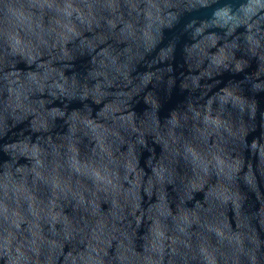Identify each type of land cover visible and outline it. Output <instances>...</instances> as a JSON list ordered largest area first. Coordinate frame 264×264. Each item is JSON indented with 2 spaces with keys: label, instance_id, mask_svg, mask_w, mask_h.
I'll return each instance as SVG.
<instances>
[{
  "label": "water",
  "instance_id": "1",
  "mask_svg": "<svg viewBox=\"0 0 264 264\" xmlns=\"http://www.w3.org/2000/svg\"><path fill=\"white\" fill-rule=\"evenodd\" d=\"M0 264H264V0H0Z\"/></svg>",
  "mask_w": 264,
  "mask_h": 264
}]
</instances>
